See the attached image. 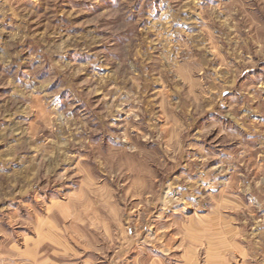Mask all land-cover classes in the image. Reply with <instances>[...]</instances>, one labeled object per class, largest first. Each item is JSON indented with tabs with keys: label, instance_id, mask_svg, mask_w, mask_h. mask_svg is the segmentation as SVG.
Segmentation results:
<instances>
[{
	"label": "rangeland",
	"instance_id": "obj_1",
	"mask_svg": "<svg viewBox=\"0 0 264 264\" xmlns=\"http://www.w3.org/2000/svg\"><path fill=\"white\" fill-rule=\"evenodd\" d=\"M0 264H264V0H0Z\"/></svg>",
	"mask_w": 264,
	"mask_h": 264
},
{
	"label": "bare ground",
	"instance_id": "obj_2",
	"mask_svg": "<svg viewBox=\"0 0 264 264\" xmlns=\"http://www.w3.org/2000/svg\"><path fill=\"white\" fill-rule=\"evenodd\" d=\"M3 57V56H2Z\"/></svg>",
	"mask_w": 264,
	"mask_h": 264
}]
</instances>
